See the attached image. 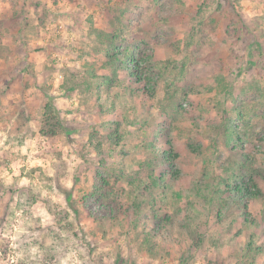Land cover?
<instances>
[{
  "label": "clouds",
  "instance_id": "clouds-1",
  "mask_svg": "<svg viewBox=\"0 0 264 264\" xmlns=\"http://www.w3.org/2000/svg\"><path fill=\"white\" fill-rule=\"evenodd\" d=\"M0 264H264V0H0Z\"/></svg>",
  "mask_w": 264,
  "mask_h": 264
}]
</instances>
